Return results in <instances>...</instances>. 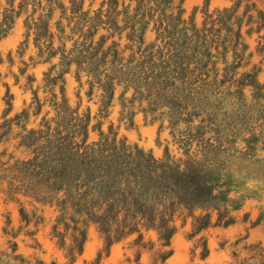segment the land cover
Listing matches in <instances>:
<instances>
[{
  "label": "trees",
  "instance_id": "16d2710c",
  "mask_svg": "<svg viewBox=\"0 0 264 264\" xmlns=\"http://www.w3.org/2000/svg\"><path fill=\"white\" fill-rule=\"evenodd\" d=\"M93 2L0 0V39L25 14L22 45L32 36L34 64H50L41 87L48 96H38L39 86L32 88L35 78L27 74L31 101L11 117L7 114L13 95L4 84L0 193L5 201L21 204L23 198L55 210L51 237L62 248L70 239V261L81 254L92 225L103 240L97 263L113 243L131 238L137 264L143 250L153 251V264H167L177 220L183 226L188 218L187 237L199 235L194 250L199 248L203 259L209 249L201 233L232 224L233 212L242 205L232 195L233 169L264 176V157L258 156L264 150V80L258 77L260 67H249L255 55L264 63V10L257 9L255 0H234L231 6L209 11L210 0H204L199 27L192 16L182 17V0H135L133 7L121 0H100L97 8ZM151 21L155 41L145 43ZM243 27L248 36L258 34L254 50L243 37ZM123 35L127 42L121 46ZM23 64L21 74L28 67ZM72 67L80 84L85 76L89 98L94 87L101 89L93 116L90 108L80 112L79 105L69 104L64 74ZM118 87L119 120L132 126L137 104L145 119L159 121V130L169 129L182 157L174 159L168 147L162 157H155L118 137L112 121L102 130L100 118L108 117ZM46 103L54 115L46 117V112L39 127H28L29 112L39 114ZM90 130L97 131V139H89ZM19 214L25 226L41 222L23 206ZM150 231L156 235V249L154 241L145 239ZM11 246L15 249L16 241ZM251 249L258 258L253 264H264V248L254 244Z\"/></svg>",
  "mask_w": 264,
  "mask_h": 264
},
{
  "label": "rangeland",
  "instance_id": "374dc122",
  "mask_svg": "<svg viewBox=\"0 0 264 264\" xmlns=\"http://www.w3.org/2000/svg\"><path fill=\"white\" fill-rule=\"evenodd\" d=\"M68 4V0H63ZM124 5H135V0H121ZM179 0H175L177 4ZM257 9L264 10V3L262 0H255ZM234 0H210L209 11L224 6H231ZM89 0H85L87 6ZM100 0H94L92 8L99 6ZM204 0H182L181 7L183 9L182 17L188 19L190 16L194 18L197 26L202 25L204 15L202 8ZM121 7V6H120ZM244 3L241 4L238 13H241ZM175 12V10H173ZM169 12V10L167 11ZM255 16V11H251ZM59 11L56 10L53 20L57 18ZM25 14L19 16L9 30L6 36L0 39V123L3 119V112L6 104L3 99L5 93V85L9 87L13 95L12 109L7 114V117L13 116L22 108L27 107L32 98V90L25 88L26 75H33L35 81L33 82V89L39 86L38 96L43 99L48 94L42 91V77L50 64L36 63L37 60L36 47L32 42V36L29 37L28 42L22 45L25 40ZM243 27L242 33L245 41L249 44V49L254 50L257 42L256 33L250 36L246 35ZM156 32L153 30V21H151L145 31V43L154 42ZM117 39V36H114ZM126 38L122 37L120 44L123 46L126 43ZM55 44L57 42L55 41ZM157 44H161L158 40ZM67 47L71 42H67ZM19 51H22L19 54ZM128 51H126V54ZM30 56L32 60H30ZM260 57L254 56L251 59L249 67L255 64L261 68L258 74L259 80H264V63H259ZM58 57L53 58L51 63H56ZM28 63L27 70L24 74L20 73V69L24 64ZM81 83L74 74V68L64 74V90L68 98L69 104L72 107L79 105V111L83 112L86 108H90L92 116L98 111L99 95L101 89L94 87L93 94L89 98L86 94L88 84L85 82V76H82ZM121 87H118L115 92L113 105L109 108V115L106 119H101L102 130L107 131L109 121L113 122L114 127L118 128V137L124 136L127 142L135 144L144 150H150L155 157H162L165 147H168L170 155L177 159L182 157V150L178 149L177 143L173 142L172 135L168 128L159 130V121L151 122L149 118L145 119L142 112L137 111V104L135 106L134 124L128 126L123 120H119L120 103L118 95ZM130 95V91L126 96ZM47 113L46 117L54 115V110L46 103L39 114L34 115L29 112L27 121L28 127L37 128L40 126L43 115ZM98 120L93 118L91 124ZM167 121H164L166 125ZM14 131L19 128L14 127ZM97 131H89V139H97ZM11 144V143H9ZM9 149L12 146L9 145ZM258 156L264 157V150H258ZM235 167L232 172V195L242 202L241 207L234 211L235 221L225 227L213 226L203 231L207 239V246L209 253L205 258H200L199 248L194 250L195 239H189L187 232L190 228V218L181 226V220H177V230L171 238L172 254L167 259V264H245L256 263L258 258L252 257L254 251L251 249L252 245L259 244L264 248V210H261L259 205L261 197L264 196V176H257L250 174L246 169ZM3 194L0 193V264H137L135 262V248L130 247V239H124L113 243L110 246L109 254L102 256L97 263V252L103 246V240L94 226L90 225L87 228V236L83 245L81 254L77 255L74 261H70L66 255V247L70 243V239L66 238L65 248L60 247L54 238L51 237V229L54 223L57 212L48 206H41L39 204H32L28 200L21 198V204L14 201H5ZM23 206L24 210L31 215L33 212L41 218L40 224L35 227L33 224L25 226L21 221L19 214V207ZM261 216L262 219L254 224L256 219ZM15 233V237L8 235L5 231ZM34 231V234L29 235L26 232ZM145 239H151L155 242L154 249L157 248L156 235L154 232H146ZM16 241L15 249L11 246V241ZM153 251L143 250L140 256V264H153Z\"/></svg>",
  "mask_w": 264,
  "mask_h": 264
},
{
  "label": "clouds",
  "instance_id": "9594fccd",
  "mask_svg": "<svg viewBox=\"0 0 264 264\" xmlns=\"http://www.w3.org/2000/svg\"><path fill=\"white\" fill-rule=\"evenodd\" d=\"M5 7H7V5H5ZM236 147L240 148L242 150V144L241 143H237ZM259 207H260L261 210H264V196L261 197V201H260Z\"/></svg>",
  "mask_w": 264,
  "mask_h": 264
}]
</instances>
